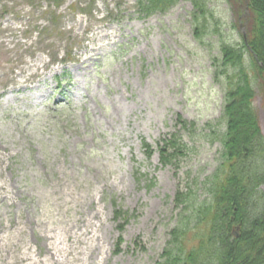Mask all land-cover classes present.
<instances>
[{
	"label": "rangeland",
	"instance_id": "rangeland-1",
	"mask_svg": "<svg viewBox=\"0 0 264 264\" xmlns=\"http://www.w3.org/2000/svg\"><path fill=\"white\" fill-rule=\"evenodd\" d=\"M208 5L219 31L202 44L186 0L148 17L137 0H0V264H55L73 244L64 264H155L178 190L203 199L220 160L212 63L221 39L243 43L248 20L236 0ZM179 129L186 147L164 165L158 143ZM87 221L90 239L73 241Z\"/></svg>",
	"mask_w": 264,
	"mask_h": 264
},
{
	"label": "trees",
	"instance_id": "trees-1",
	"mask_svg": "<svg viewBox=\"0 0 264 264\" xmlns=\"http://www.w3.org/2000/svg\"><path fill=\"white\" fill-rule=\"evenodd\" d=\"M48 1L60 6L64 0ZM176 1L137 0V9L148 17L167 11ZM186 1L193 5L194 35L204 44L207 36L219 31V20L208 0ZM240 2L245 0H236L238 11ZM248 8L247 40L233 44L221 39L220 55L212 63L224 102L223 129L216 138L221 143L219 164L204 180L203 199L190 190H178L176 205L182 208L155 264H264V134L254 107L256 86L264 89V66L255 58L264 63V0H248ZM40 29L39 35L45 28ZM178 125L187 128L188 121L179 118ZM179 132L167 134L158 143L164 165L174 163L186 147ZM143 146L150 158L151 145L143 142ZM122 217L128 222L133 216L116 209V220Z\"/></svg>",
	"mask_w": 264,
	"mask_h": 264
},
{
	"label": "bare ground",
	"instance_id": "bare-ground-1",
	"mask_svg": "<svg viewBox=\"0 0 264 264\" xmlns=\"http://www.w3.org/2000/svg\"><path fill=\"white\" fill-rule=\"evenodd\" d=\"M87 224H88V221L86 222V224L83 225V227L85 229H82V227H79V228L75 229V231L72 232V237L74 238L73 241L76 240L78 242H80V241L85 242V241H88V239H90L89 231H88V228L86 227ZM73 245H75V244H73ZM73 245H70V246H68V248H64V249L63 248H59L60 249L59 253L60 254L62 253L61 257L62 256L66 257L65 260H67L69 258L70 251H71L70 249H72ZM62 249H63V252H61ZM60 254H58V257L55 256V260H56L55 264H57V263L58 264H64L66 262L65 260H60ZM53 258H54V255H53ZM27 259H30L31 263H33V264L36 262V257L33 254H30L27 257Z\"/></svg>",
	"mask_w": 264,
	"mask_h": 264
},
{
	"label": "water",
	"instance_id": "water-1",
	"mask_svg": "<svg viewBox=\"0 0 264 264\" xmlns=\"http://www.w3.org/2000/svg\"><path fill=\"white\" fill-rule=\"evenodd\" d=\"M245 1H246V4H243V3L240 4L241 9L243 10V14H242L240 20H242L243 18H246L248 16V14H249L247 0H245ZM247 25H248L247 21L245 23H241V31H242V34H243V37H244L245 40H247ZM255 58L258 61L260 66H264V63L259 61L257 59L256 55H255Z\"/></svg>",
	"mask_w": 264,
	"mask_h": 264
}]
</instances>
